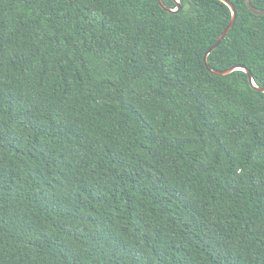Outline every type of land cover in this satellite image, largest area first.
<instances>
[{
    "label": "trees",
    "instance_id": "obj_1",
    "mask_svg": "<svg viewBox=\"0 0 264 264\" xmlns=\"http://www.w3.org/2000/svg\"><path fill=\"white\" fill-rule=\"evenodd\" d=\"M228 1L210 66L264 89ZM180 2L0 0V264H264V93L205 64L231 9Z\"/></svg>",
    "mask_w": 264,
    "mask_h": 264
},
{
    "label": "water",
    "instance_id": "obj_2",
    "mask_svg": "<svg viewBox=\"0 0 264 264\" xmlns=\"http://www.w3.org/2000/svg\"><path fill=\"white\" fill-rule=\"evenodd\" d=\"M178 6V8L176 10H172L171 8H169L168 6L165 5V3L163 2V0H159V3L161 5V7L169 12V13H179L182 9V3L180 2V0H174ZM223 3H225L232 11V20H231V23L230 25L227 27V29L224 31V33L220 36V38L218 39L217 43L207 52V54L205 55V64L208 68V70L210 71V73L216 75V76H228L232 73H234L235 71H244L248 74L249 76V80L251 82V85L258 89L259 91L263 92L264 93V89L260 88L257 86V84L255 83L254 81V77L251 73V71L249 69H247L246 67L244 66H234V67H231L227 70H223V71H217V70H214L211 66H210V63H209V56L218 48L220 47V45L222 44V42L225 40V38L227 37V35L231 32V30L234 28L235 24H236V21H237V18H238V11L236 9V7L234 6V4H232L230 1L228 0H219ZM248 3V7L250 8V10L252 11L253 14L257 15V16H264V10H257L256 8H254V6L252 5V2L251 0H248L247 1Z\"/></svg>",
    "mask_w": 264,
    "mask_h": 264
}]
</instances>
